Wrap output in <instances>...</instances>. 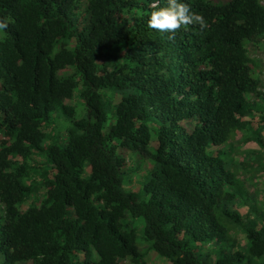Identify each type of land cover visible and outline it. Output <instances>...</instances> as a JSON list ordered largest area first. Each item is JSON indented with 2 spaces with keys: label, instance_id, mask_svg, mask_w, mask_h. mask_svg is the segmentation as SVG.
Wrapping results in <instances>:
<instances>
[{
  "label": "trees",
  "instance_id": "16d2710c",
  "mask_svg": "<svg viewBox=\"0 0 264 264\" xmlns=\"http://www.w3.org/2000/svg\"><path fill=\"white\" fill-rule=\"evenodd\" d=\"M181 2L207 27L152 30V0H0V134L23 144L0 148V264H145L127 216L159 264H264V226L233 207L254 200L219 152L259 84L245 47L264 36V5ZM153 139L132 198L117 150L142 156ZM230 226L244 251L222 246Z\"/></svg>",
  "mask_w": 264,
  "mask_h": 264
},
{
  "label": "rangeland",
  "instance_id": "374dc122",
  "mask_svg": "<svg viewBox=\"0 0 264 264\" xmlns=\"http://www.w3.org/2000/svg\"><path fill=\"white\" fill-rule=\"evenodd\" d=\"M213 2H223L226 0H212ZM260 3L264 5V0H260ZM259 41V42H258ZM264 36L257 38L256 43L253 41L246 45L245 49L250 58L255 64L257 69H254L256 77L258 78V86L255 93L246 96L245 100L249 104V112L247 115L235 112L234 118L230 121L229 131L227 134V145H222L221 149L225 150V146L228 150L222 151L220 149L221 158L225 162L227 169H229L239 183L245 185L247 196L253 198V202L247 201L245 204H237L233 202L234 210L239 214H247L246 218L252 219L256 222V226H264V171L261 172V168L264 164V149L253 141V135L261 132L264 137ZM257 70V71H256ZM9 75V74H8ZM10 82V76L6 77L0 88L6 87ZM114 91V89H111ZM57 114V113H56ZM9 115V103L7 97L0 91V119L6 120ZM112 119V118H111ZM55 128L52 134L58 137L59 140L65 139L66 131L69 129V123L57 114L54 118ZM181 125L186 131L190 130L188 123L182 122ZM151 129V128H150ZM151 129V134H153ZM23 144L20 143L18 138L13 139L5 134H0V148H5L13 156L21 155V147ZM156 147V142L153 139L146 147L145 152L142 156H138L126 149H118L117 157L118 162L122 164V170L126 176L123 175V184L127 191L132 194L134 198L135 188L137 187L138 180L149 168L151 159L153 158L152 151ZM216 152V150H215ZM39 159V158H38ZM42 160V158H40ZM34 172V169L31 170ZM46 185L50 186L48 182L42 183L39 189V196L42 197L46 190ZM141 185V184H140ZM139 185V188H140ZM137 193V191H136ZM249 194V195H248ZM44 198V197H43ZM46 198V196H45ZM139 199L144 197L139 193ZM245 198L244 193L241 192V197L237 199L243 200ZM27 204L21 205L18 210L23 211ZM93 212L92 209H90ZM127 222L133 228L136 236V246L140 251L145 253L144 262L145 264H159L163 260L155 256V254L148 252L147 248L141 244V233H142V218H130L127 216ZM242 233L238 231L236 227H229V235L226 242L222 243V246L230 244L234 241L236 248L239 251H244ZM124 256V255H122ZM123 261L120 264H132L128 259L123 257ZM258 263L264 262V255L257 260ZM18 264H30L29 262H22Z\"/></svg>",
  "mask_w": 264,
  "mask_h": 264
},
{
  "label": "clouds",
  "instance_id": "9594fccd",
  "mask_svg": "<svg viewBox=\"0 0 264 264\" xmlns=\"http://www.w3.org/2000/svg\"><path fill=\"white\" fill-rule=\"evenodd\" d=\"M151 6L155 10L151 12L147 26L152 30L174 34L182 27L186 29L193 24H198L201 29L207 27L203 17L181 0H167L166 7H160V0H152ZM6 27V24L0 23V29Z\"/></svg>",
  "mask_w": 264,
  "mask_h": 264
}]
</instances>
